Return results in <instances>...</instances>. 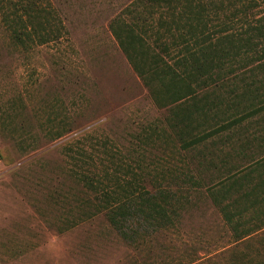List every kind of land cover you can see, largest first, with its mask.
I'll use <instances>...</instances> for the list:
<instances>
[{
    "label": "rangeland",
    "instance_id": "rangeland-1",
    "mask_svg": "<svg viewBox=\"0 0 264 264\" xmlns=\"http://www.w3.org/2000/svg\"><path fill=\"white\" fill-rule=\"evenodd\" d=\"M50 2L65 26L59 40L14 47L0 26V163L11 167L3 173V186L15 187L8 192L15 198V264H228L231 230L204 185L191 190L196 203L183 214L178 230L141 228L130 241L106 214L112 208L102 206L124 202V195L95 199L82 177L118 176L130 191H138L149 175L166 185L162 176L181 170L206 181L217 171L215 163L240 161L234 153L241 144L237 136L216 140L237 126L215 134V146L204 150L178 149L171 139L161 141L163 136L146 144L143 135L166 126L167 109L149 94L110 27L118 17L131 20L129 11L138 0ZM243 71L248 70L237 72ZM231 79L228 88L241 85ZM48 117L57 120L48 122ZM255 119L245 120L251 121L247 132L264 135ZM52 126L64 135H46ZM257 142L247 150L250 155ZM201 149L204 155L195 156ZM95 187L98 192L101 186ZM89 210L95 212L83 214ZM262 237L255 235L250 249L236 243L235 253L264 258Z\"/></svg>",
    "mask_w": 264,
    "mask_h": 264
},
{
    "label": "trees",
    "instance_id": "trees-1",
    "mask_svg": "<svg viewBox=\"0 0 264 264\" xmlns=\"http://www.w3.org/2000/svg\"><path fill=\"white\" fill-rule=\"evenodd\" d=\"M136 6L129 11L131 20L118 17L110 27L149 94L167 109L166 126L143 135L144 142L150 145L163 136L161 141L171 139L178 149L193 151L237 136L241 144L234 153L240 161L223 168L215 163L217 171L206 181L181 170L162 176L166 185L149 175L138 191L127 189L118 176L84 175L83 187L95 191V199L124 195V202L102 206L112 208L106 214L124 238L134 241L141 228L178 230L183 214L196 203L191 190L204 185V194L231 230L234 247L228 264H264V258L235 253L236 243L250 249L251 239L264 234V135L247 132L251 121L245 122L255 116L254 125L264 131V0H138ZM0 26L13 46L21 48L59 40L65 28L50 0H0ZM243 67L248 71L239 75ZM230 78L241 85L228 88ZM55 120L48 117V122ZM64 133L52 126L46 135L56 139ZM254 140L259 142L250 155ZM203 150L194 155L202 157ZM209 152L215 155V149ZM199 162L198 167L203 160ZM95 186H101L98 192ZM89 212L83 214L95 211Z\"/></svg>",
    "mask_w": 264,
    "mask_h": 264
},
{
    "label": "crops",
    "instance_id": "crops-1",
    "mask_svg": "<svg viewBox=\"0 0 264 264\" xmlns=\"http://www.w3.org/2000/svg\"><path fill=\"white\" fill-rule=\"evenodd\" d=\"M10 169L0 163V264H15V198L8 196L15 187L5 188L2 183L4 171Z\"/></svg>",
    "mask_w": 264,
    "mask_h": 264
}]
</instances>
